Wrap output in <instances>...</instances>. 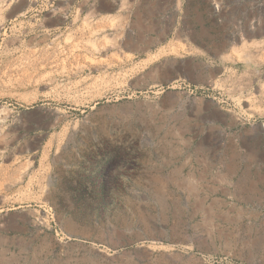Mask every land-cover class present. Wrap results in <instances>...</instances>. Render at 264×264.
Masks as SVG:
<instances>
[{
  "label": "rangeland",
  "instance_id": "1",
  "mask_svg": "<svg viewBox=\"0 0 264 264\" xmlns=\"http://www.w3.org/2000/svg\"><path fill=\"white\" fill-rule=\"evenodd\" d=\"M0 264H264V0H0Z\"/></svg>",
  "mask_w": 264,
  "mask_h": 264
},
{
  "label": "bare ground",
  "instance_id": "2",
  "mask_svg": "<svg viewBox=\"0 0 264 264\" xmlns=\"http://www.w3.org/2000/svg\"><path fill=\"white\" fill-rule=\"evenodd\" d=\"M99 34V33H98ZM98 39V38H97ZM91 42V41H90ZM77 44V43H76ZM92 44H94V43H91V45ZM87 45V44H86ZM95 45V44H94ZM255 45V44H254ZM254 45H253V47H254ZM78 46V45H77ZM97 46H99V45H96V47ZM248 46V45H247ZM252 46V45H251ZM95 47V48H96ZM252 47V48H253ZM80 48V47H79ZM78 48V49H79ZM94 48V49H95ZM256 48H257V46H256ZM91 49H93V48H91ZM99 49H101V48H99ZM103 49V48H102ZM102 49H101V51H102ZM75 50H76V47H75ZM96 50V49H95ZM95 50H94V52H95ZM244 50V49H243ZM247 50V49H246ZM259 50V49H258ZM103 51H105V50H103ZM96 52H98L97 50H96ZM95 52V53H96ZM102 53V52H101ZM85 54V53H84ZM99 54V53H98ZM30 56V55H29ZM97 56V55H96ZM99 56V55H98ZM245 56H246V54H245ZM93 61V60H92ZM104 62V61H103ZM100 62H98V64H99ZM93 64V63H92ZM101 64V63H100ZM99 64V65H100ZM95 65V64H94ZM102 66V65H101ZM98 83V82H97ZM94 85V84H93ZM101 87H103V86H101ZM91 88H92V86H91ZM98 88H100V87H98ZM105 88V87H104ZM87 89V88H86ZM90 90V89H89ZM99 91H101V90H99ZM98 91V92H99ZM85 92V91H84ZM97 92V93H98ZM81 93V92H80ZM78 94V93H77ZM84 94V93H83ZM87 94V93H86ZM94 94H95V92H94ZM82 95V94H81ZM90 97V96H89ZM82 99V98H81ZM86 99V98H85ZM88 100V99H87ZM105 100V103H109V102H111V100L110 99H108L107 98V94L106 93H99V94H96V95H92L91 97H90V100H89V103L91 104V105H93V106H95V105H98V104H100V103H102V101H104ZM88 102V101H87ZM82 103V102H81ZM83 104V103H82Z\"/></svg>",
  "mask_w": 264,
  "mask_h": 264
}]
</instances>
